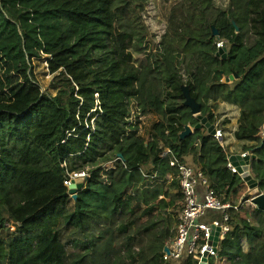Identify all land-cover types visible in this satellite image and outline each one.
<instances>
[{"label": "trees", "instance_id": "obj_1", "mask_svg": "<svg viewBox=\"0 0 264 264\" xmlns=\"http://www.w3.org/2000/svg\"><path fill=\"white\" fill-rule=\"evenodd\" d=\"M124 4L125 0H0V261L6 264H87V254L99 242L93 231L106 227V236L118 225L126 236L124 244L113 241L114 250L98 264H165L159 242L168 232V217L159 208L169 212L180 193L176 181L163 191L169 171L160 160L163 143L180 155L198 157L211 184L223 185L227 193L237 186L233 202L246 192L244 183L226 168L225 153L220 145L214 146L219 143L205 127L194 130L199 121L192 115L189 125L194 133L180 139L189 123L182 114V88L201 104L200 115L212 126L218 107L207 95L224 100L222 78L248 81L244 88H251L249 95H237L236 100L248 105L262 75L255 66L245 74L244 62L264 55V0L247 1L242 30L231 11L220 8L200 41L188 42L185 50L194 53L210 51L215 42L228 47L225 61L214 57L216 48L211 50V87L200 80L202 71L191 61L178 66L174 55L171 69L167 62L161 67L140 46L134 45L138 54L134 53L132 34L120 23ZM248 36L254 39L249 50ZM161 68L168 78L164 90L155 79ZM148 87L154 89V109L161 119L148 130L152 143L138 136V116L132 119L130 109L137 100L145 113L143 94ZM217 127L223 139L234 138L235 151L230 154L251 151L246 143L254 125L242 123L232 129L224 119ZM109 163L115 167L109 169ZM64 165L69 173L95 168L76 199L63 184ZM118 170L127 176L125 183ZM256 181L259 188L264 186V177ZM99 184L121 187L113 198L112 214L85 200ZM248 199L246 193L243 201ZM169 215L175 218L176 209ZM137 217L141 230L136 242L131 234ZM120 219L127 220L123 224ZM256 219L253 210H238L209 264H264V229ZM145 234L147 242L134 252ZM75 252L79 260L73 263Z\"/></svg>", "mask_w": 264, "mask_h": 264}, {"label": "rangeland", "instance_id": "obj_2", "mask_svg": "<svg viewBox=\"0 0 264 264\" xmlns=\"http://www.w3.org/2000/svg\"><path fill=\"white\" fill-rule=\"evenodd\" d=\"M247 1L248 0H125L124 7L119 10V18L120 23L132 34L131 49L134 53L138 54L135 52L137 50L134 45L140 46L143 49H146V53H151L154 60L158 62L161 67H164L162 65L163 62H167L171 69L174 68V62L172 59L174 55L178 56V66H184L188 61H191L193 65L198 66V68L202 71L200 74V80L206 81L208 87H211L214 84L211 81L212 68L210 60L212 59L213 48H216L218 42H215V47L212 46L213 50L210 49V51L202 48L200 49V52L194 53L193 50H185V48L188 42L192 40L200 41V36L209 31L210 24L219 17L220 8L230 10L236 19H238V25L242 30V25L240 23H242L244 18V10ZM153 16L155 18H153ZM253 45L254 39L251 38V36H248L246 38V48L249 50ZM226 48L228 50V47ZM245 55L249 54L245 53ZM244 61H246V59H244ZM244 65L245 74H248L254 66L261 70L259 74L262 75V78L258 80L257 86L251 95L253 97L250 99V101L252 99L257 101V104L260 105L261 100L264 98V55L259 54L257 59L252 60L251 63L244 62ZM165 74V69L161 68L159 75L155 76V79L159 84V89L164 90L166 87V81L168 78ZM162 78H166L165 82H163ZM222 79L224 80V84L222 85L226 86V91L224 89L223 91L221 90L224 100H220L214 95H207L210 100L214 101L215 106L218 107V111L215 109L213 110L215 111V115L218 119L215 125L218 126V124L224 119H228L232 129H235L238 124L242 123L250 126L254 125V127L258 126L261 119H263L264 112H260L256 108H251V104L249 103L248 105H250V108L248 105L241 106L239 101H236L239 100L237 99L238 96L246 98L249 95L251 88H244L248 81L244 80L242 77H239V79H236L235 81H230V79H226L225 77ZM238 91L241 93L239 94ZM153 95L154 89L151 87H148L146 92L143 94V107H145L144 114L142 113V109L137 100H132V107H130L132 111V119L134 115L138 116V124H136L139 129L138 136L148 140V143H152L149 139L151 137L148 136V130L151 128L153 123H159L161 121L158 112L154 109L156 102ZM229 96L230 98H228ZM164 103H166L165 100ZM187 109L188 108L182 106V114L186 115L185 118L189 121L187 126L190 127L189 124L192 122L190 120L191 114L190 110ZM220 114H222V116L219 118L218 115ZM191 130L194 133L193 128ZM161 143L163 142H160V145ZM250 143L251 141H248L246 144L249 145ZM234 144L235 142L232 135H226L223 139V145L221 148L227 153H231L233 150L235 151V147H232ZM216 145L219 144L215 143L214 146L216 147ZM162 147L163 149L166 147L170 148L168 144L165 145V143L162 144ZM227 150H229V152ZM174 152L178 156L185 158L192 168H195L199 164L196 157L193 155H180L177 151ZM253 154L260 158L261 162H257L256 159L251 160V168L259 175V177H264V145L261 146L259 150L253 151ZM108 167L109 169H113L115 165L113 163H109ZM256 168H262V170L258 171ZM88 171H91V169L89 168ZM118 177L125 183L127 176L124 175L121 170H118ZM254 178L256 179V177ZM167 188H169V185L165 184L163 191H167ZM263 188L264 186H260L261 190H263ZM120 192L121 187L118 184H99L96 187L94 194L89 195L85 200H89L92 206L112 214L113 198L114 196L120 194ZM245 195L246 192L234 205H237L240 201H242L240 204L242 205L243 197H245ZM170 197L171 195L169 194L167 199H170ZM161 198H163V196ZM244 205L246 206L245 208L251 207L248 209L254 211V217L260 219L256 220H259L264 229V213L247 203ZM172 210L173 207H171L169 212ZM159 211L165 213L168 217L169 212H164L162 208H159ZM141 212L138 213V217L141 215ZM138 217L135 218V224L131 234V237L136 242V233L141 230V224L137 220ZM126 220L120 219V222L124 224V221ZM118 229L119 225L112 230L110 229V234L106 236H103V233L107 231L106 227H97L93 231L94 241L99 242L92 246L90 252L87 254V264H98L102 257L108 255L112 250H114L115 244L113 241L116 240L122 245L124 244V237L126 236ZM146 235L147 234L144 235L143 241L139 240V246L133 250L134 252L139 251L142 245L147 242L148 238ZM168 239L169 236L167 237L166 234V236L160 240L159 245L162 246L161 253L165 242ZM7 240L9 239H5L4 242ZM242 248L245 252L249 249L245 242L243 243ZM73 255V263H76V259L79 260L77 257L78 253L75 252ZM0 264H6V262L0 261ZM165 264H184V262L171 260Z\"/></svg>", "mask_w": 264, "mask_h": 264}, {"label": "built area", "instance_id": "obj_3", "mask_svg": "<svg viewBox=\"0 0 264 264\" xmlns=\"http://www.w3.org/2000/svg\"><path fill=\"white\" fill-rule=\"evenodd\" d=\"M222 47L223 43L218 42L216 50ZM220 83L224 84V80H221ZM249 104H251V108L264 112V98L261 100L260 105L253 99ZM248 106L250 108V105ZM212 137L220 146L223 145V132L217 125L214 127ZM250 141L251 151L240 154L242 157L251 156L252 151H256L264 145V116L259 125L255 127ZM197 145L196 142L194 146L197 147ZM222 151L226 156V168L237 175L240 181L244 183L237 168L229 162V157L233 154L227 153L224 149ZM198 159L196 157L197 161ZM160 160L166 162L169 169L166 176V185L176 181L180 193V198L173 201V208L176 209L177 216L172 218L168 213L169 231L167 237L169 236V239L165 242L161 253L162 260L165 263L173 260L182 261L184 264H200L206 254L209 264L210 259L216 257L220 241L224 239L225 234L229 231V221L236 212L242 207H246L245 203L256 209L258 208L252 203V198L243 201L242 205H240L242 201L234 205L235 202L232 201L233 193L238 189L237 186L232 187L230 192L227 193L223 185L215 186L211 184L199 165L192 168L185 158L178 156L168 147L161 152ZM249 167L252 177H258L253 172L251 165ZM87 168L69 173L66 166L65 169L62 167L61 173L67 177L63 182L64 186L68 189L75 180L83 179L85 187L89 182L90 174L95 170L92 167L91 171H88ZM244 185L246 186L245 183ZM246 188V193L250 192L247 186ZM259 194L264 195V189L259 188ZM6 227L14 230L10 226ZM217 229L219 230V240L217 247H215L213 236Z\"/></svg>", "mask_w": 264, "mask_h": 264}, {"label": "water", "instance_id": "obj_4", "mask_svg": "<svg viewBox=\"0 0 264 264\" xmlns=\"http://www.w3.org/2000/svg\"><path fill=\"white\" fill-rule=\"evenodd\" d=\"M233 25H235L233 23ZM236 26V25H235ZM236 33H238V28L236 27ZM217 35V31L214 32V36ZM217 37V36H216ZM228 50L226 47H222L216 50L214 57L219 58L222 61H225L228 58ZM230 81H233V77L230 76ZM182 96L184 98V107L190 110L192 117L196 118L199 123L194 127V130H197L200 127H205L209 135H214V127L210 125L206 118L200 115L201 104L197 103L194 98H192L186 88H182ZM193 132L189 126L184 127V131L180 134V139H185L192 135ZM250 160H255L254 155H247L242 157L240 154L231 155L229 157V162L237 168L238 173L242 181L246 184V186L250 189L248 195L252 198V203L259 209V211L264 213V195L259 194L258 182L254 179L250 173L249 166ZM84 187V180L77 179L75 180L68 188L69 195L72 199H76V194L81 191ZM219 230L217 229L214 232L213 236V245L217 247ZM200 264H208V260L206 258V254L202 259Z\"/></svg>", "mask_w": 264, "mask_h": 264}, {"label": "bare ground", "instance_id": "obj_5", "mask_svg": "<svg viewBox=\"0 0 264 264\" xmlns=\"http://www.w3.org/2000/svg\"><path fill=\"white\" fill-rule=\"evenodd\" d=\"M89 168L91 169L92 167H91V166H88L87 170H88ZM63 169H65V166H63Z\"/></svg>", "mask_w": 264, "mask_h": 264}, {"label": "crops", "instance_id": "obj_6", "mask_svg": "<svg viewBox=\"0 0 264 264\" xmlns=\"http://www.w3.org/2000/svg\"><path fill=\"white\" fill-rule=\"evenodd\" d=\"M253 172L256 173L254 170H253ZM256 174H257V173H256ZM257 175H258V174H257ZM258 177H259V175H258Z\"/></svg>", "mask_w": 264, "mask_h": 264}]
</instances>
